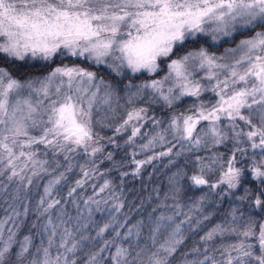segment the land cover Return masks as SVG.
<instances>
[{
  "label": "clouds",
  "instance_id": "clouds-1",
  "mask_svg": "<svg viewBox=\"0 0 264 264\" xmlns=\"http://www.w3.org/2000/svg\"><path fill=\"white\" fill-rule=\"evenodd\" d=\"M259 68L264 0H0V264H264Z\"/></svg>",
  "mask_w": 264,
  "mask_h": 264
},
{
  "label": "snow or ice",
  "instance_id": "snow-or-ice-1",
  "mask_svg": "<svg viewBox=\"0 0 264 264\" xmlns=\"http://www.w3.org/2000/svg\"><path fill=\"white\" fill-rule=\"evenodd\" d=\"M61 16H63L65 18V20H67V22L70 25V29H74L76 34L78 35H87L91 32V24L87 21V20H76V21H72L69 20L67 17V13H61ZM33 27L37 28L39 30V26L38 25H33ZM58 28H62V25H51L48 26V32L52 33L54 30H57ZM259 71H264V68H259ZM69 72H71L72 70L69 69ZM11 86V85H10ZM61 119H70V108L68 109H63L61 112ZM71 131L73 133L76 134H82L83 133V129H81L79 126H73L71 128Z\"/></svg>",
  "mask_w": 264,
  "mask_h": 264
}]
</instances>
